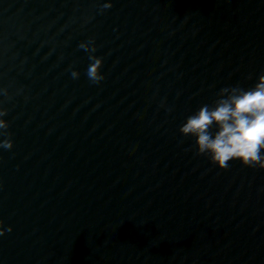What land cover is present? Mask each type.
<instances>
[{
    "label": "water",
    "instance_id": "95a60500",
    "mask_svg": "<svg viewBox=\"0 0 264 264\" xmlns=\"http://www.w3.org/2000/svg\"><path fill=\"white\" fill-rule=\"evenodd\" d=\"M263 5L0 0V264H181L213 163L179 129L238 86Z\"/></svg>",
    "mask_w": 264,
    "mask_h": 264
},
{
    "label": "clouds",
    "instance_id": "9594fccd",
    "mask_svg": "<svg viewBox=\"0 0 264 264\" xmlns=\"http://www.w3.org/2000/svg\"><path fill=\"white\" fill-rule=\"evenodd\" d=\"M111 3L103 5L102 11L110 9ZM94 41L81 43L79 48L89 52V64L86 75L93 84H100L105 76L101 74L103 58L91 55L97 49ZM73 79H79L80 73L73 71ZM214 105H203L190 115L179 131L184 137H194L198 155H208L211 162L226 170L230 161H240L244 166L264 169V75L250 89L240 87L224 88ZM7 111L0 109V148L11 150L13 142L7 133L9 124L2 117ZM213 128L216 130L213 131ZM12 229H4L0 222V236Z\"/></svg>",
    "mask_w": 264,
    "mask_h": 264
}]
</instances>
